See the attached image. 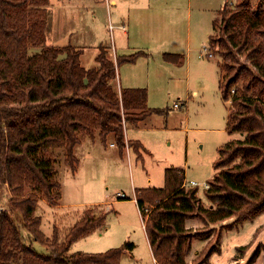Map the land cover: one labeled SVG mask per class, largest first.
I'll list each match as a JSON object with an SVG mask.
<instances>
[{"label":"trees","instance_id":"16d2710c","mask_svg":"<svg viewBox=\"0 0 264 264\" xmlns=\"http://www.w3.org/2000/svg\"><path fill=\"white\" fill-rule=\"evenodd\" d=\"M47 2L0 0V189L10 193L7 202L0 204V264H120L121 256L134 249L132 242L104 253L66 255L72 242L105 224L104 214L94 218L90 210L83 212L63 241L56 227L52 239L41 232V218L35 214L39 195L51 205L60 199V184L52 178L55 165L42 154L64 149L65 163L74 171L79 134L98 137L103 143L112 137L122 152L127 145L126 127L168 114L147 106L145 89L116 88V66L133 63L141 53L114 61L100 46L97 66L85 69L80 64V49L71 44L46 46ZM227 4L212 26L215 30L221 25L225 54L233 59L235 52L249 65L239 66L236 76L224 83L221 76L219 87L224 100L231 96L226 130L244 137L217 150L214 174L206 181L209 187L203 189L214 209L201 205L196 197L198 187H182L184 176L177 168L165 170L163 188L136 191L141 212L146 203L154 206L144 221V232L156 264H186L192 245L188 221L195 215L214 224L264 213V8L228 10ZM213 43L210 36L211 48ZM30 49L40 51L29 54ZM163 57L167 62L175 58ZM241 75L242 89H232ZM254 87H258L257 96H247ZM128 145L136 151L141 148L137 143ZM236 158L229 169H223ZM33 243L45 250L39 253ZM256 255L264 264V248Z\"/></svg>","mask_w":264,"mask_h":264},{"label":"rangeland","instance_id":"374dc122","mask_svg":"<svg viewBox=\"0 0 264 264\" xmlns=\"http://www.w3.org/2000/svg\"><path fill=\"white\" fill-rule=\"evenodd\" d=\"M170 1L117 0V4L113 6L108 0H101L99 4L94 0H48L45 6V10L51 13L53 7L64 3L59 11L52 10L55 18L53 21L58 23V37L67 32V44H76L73 45L76 49H79L77 45L83 47L80 61L81 66L86 69L96 67L100 42L107 47V57L112 59L113 56L116 59V51L119 55L123 51L116 50L115 47H122V41L129 35L134 39L138 33L150 37L153 31L160 37L172 33L170 40L176 38L179 52L186 57L185 65L178 67L164 59L159 52L164 49L160 44L154 45L148 39L145 40L147 44L140 39L132 44L133 47L146 51L149 49L141 47L152 49V55L138 63L135 60L131 64L119 66L123 87L126 88L124 83H133L138 85L135 88L145 89L148 107L167 111L168 115H153L138 127H126L127 145L122 152L112 137H108L103 143L98 137L91 139L79 134L81 143L74 149L77 160L74 171L65 163L64 149H49L42 154L43 159L55 165L52 178L60 184L58 206L49 204L39 195L35 214L41 218L40 230L46 238L52 239L56 227L58 238L63 241L70 227L78 219L81 220L83 212L87 210H90L94 218L105 215L106 222L102 227L71 243L66 254L68 256L75 252L104 253L121 248L129 241L133 243L134 249L130 255L121 256L120 264H156L142 227L154 206L146 203L141 212L137 203L129 200L136 191L163 188L165 170L181 166L185 169L187 182L199 183L196 197L201 205L209 210L214 209V205L203 194L202 184L214 173L213 163L219 147L244 137L242 133H229L226 130L231 96L228 100L222 98L219 75L221 67L224 83L231 76H236L239 66H248L249 63L235 52L232 53L233 59L225 54L220 23L219 28L216 27L213 31L212 22L220 8L217 0H192L191 17L187 14L186 0L172 1L174 6L185 4L183 10L161 11L158 6L172 7ZM129 5H132V9H129ZM240 6L264 8V0H229L225 8L233 10ZM199 7L212 9L200 11ZM128 14L130 16L127 22L130 27L126 21L123 22L126 31L129 30L126 35L125 29L112 25L120 22H116L115 16L126 19ZM217 19H221L219 14ZM46 29L45 45L64 47L57 43H47ZM210 36L214 37L211 49L215 57L200 59V51L197 50L207 46ZM187 49L190 54L189 65L185 54ZM39 51L30 49L29 54ZM133 52L134 50L129 53ZM236 82L232 89H242V75ZM257 89L258 87L252 88L247 96L256 97ZM184 102H187L186 109L182 105ZM175 103L182 106L175 107ZM128 142L139 144L143 150L136 151ZM227 155L229 153L225 156ZM237 161V158L234 159L223 169H229ZM182 187L188 188L187 183L183 182ZM0 193V204H5L10 193L3 188ZM119 194H123V197ZM188 224L192 228L193 244L191 243V250L185 256L186 264H230L233 258L236 260L231 264L262 263L261 256H255L259 248H264V213H259L252 219L232 217L214 224L201 215H195L189 219ZM33 247L39 253L45 250L38 243H33Z\"/></svg>","mask_w":264,"mask_h":264},{"label":"crops","instance_id":"0c3cea01","mask_svg":"<svg viewBox=\"0 0 264 264\" xmlns=\"http://www.w3.org/2000/svg\"><path fill=\"white\" fill-rule=\"evenodd\" d=\"M71 0H69V2H70ZM86 1H88V0H86ZM94 1H96V4H99L100 2H101V0H94ZM173 0H171L170 1V3H172V7H168L167 5H165V7H163V6H158L159 8H160V10L161 11H171V12H174V10H177V9H179V8H181L182 10H183V6L185 7V4H186V9H187V14L189 13L190 14V17H191V13H192V10H193V8H192V0H186V3L185 4H183V3H180V5H175L174 6V2H172ZM229 0H217V2H218V4H219V6H220V8L218 9V11L219 10H221L224 6H225V4L228 2ZM69 2H65V3H69ZM108 2H109V4H111V5H113V6H115L116 4H117V0H108ZM169 2V1H168ZM62 4V7H63V4L64 3H61ZM61 4L59 5V7H57V6H55V7H53L52 8V10H57V11H59V9H60V7H61ZM148 4V3H147ZM128 7H130L129 9H132V5H129ZM133 7H135V6H133ZM158 7H156V9L158 8ZM128 9V10H129ZM144 9H146V8H144ZM212 8H210V9H208V8H203V7H199L198 8V10H200V11H202V10H204V11H210ZM52 10H50L51 11V13L49 12V10H48V12H47V27H45V28H47L46 29V31H45V35L48 37V39H47V37H46V39H47V43H49V44H52L53 45V43H57V44H61L60 46H66V45H68L67 43H66V38H67V36L65 37V35H66V33H60L61 35H60V37H58V35H59V32L57 31V24H55V21H53V19L55 20V18L53 17V13H52ZM143 10V9H142ZM217 11V12H218ZM52 15V16H51ZM127 16V18L126 19H123L121 16H115L114 18L116 19V22H119L117 25H112V26H117V28L118 29H125V21L127 22V20H128V18H129V16H130V14H128V15H126ZM217 16H218V14H217ZM217 16H216V18H217ZM176 18V17H175ZM175 18L173 19V21H175ZM110 19H111V16H110ZM215 19V18H214ZM50 20V21H49ZM124 20V21H123ZM124 22V23H123ZM130 25V23H128L127 22V26H129ZM115 27H113V28H115ZM130 27V26H129ZM212 28H213V26H212ZM127 29H125L124 30V33L126 34V35H128L129 34V30L128 31H126ZM213 31H214V28H213ZM172 35V33H168V36H166V37H164V36H162V37H160V36H158L157 35V33H155V31H153L152 33H151V36L150 37H144V36H142V34H140V33H138L137 34V36H135V39L132 37H130V35L124 40V41H122V47H118V49H117V47H115L116 48V50H120V51H123V52H121V54L119 55L118 53H117V51H116V57H119V56H129V55H133V54H136V53H141V56H139L137 59H136V63H138L141 59H148L149 57H151V53H152V49H150V48H148V47H141V48H145V49H149V50H144V49H139L140 47H133V45L132 44H136L135 43V40H138V39H140V40H142V42H145V44H147L146 43V39H148V40H150V41H153V44L154 45H159L160 44V46H161V48H164V49H161V50H159V52L161 53V55L162 56H164V55H171V56H175V58L173 59L174 61L173 62H168L169 64H172V65H174V66H183V65H185V62H186V57H185V55H184V53H180L179 52V43H177V41H176V38L174 39L173 38V41H171L170 40V38L172 37L171 36ZM154 37V38H153ZM55 38H58V40L56 41L55 40ZM64 39H65V41H64ZM144 39V40H143ZM179 40V39H178ZM119 41H120V39H119ZM60 42V43H59ZM69 44H71V43H69ZM74 46L76 45V44H73ZM100 46H102V47H104V48H107V47H105V46H103L102 44H101V42H100V45H99V47ZM139 46H142V45H139ZM207 46H209V42H208V44H207ZM77 47H79V49L82 51L83 50V47L82 46H78L77 45ZM82 47V48H81ZM204 47V46H203ZM202 47V48H203ZM202 48H200V49H198L197 51L199 52ZM134 50V52L133 53H129V52H132ZM197 52V53H198ZM200 53V52H199ZM82 54H83V51H82ZM81 54V55H82ZM186 55H187V65H189V63H190V54H189V49H187V53H185ZM98 55V54H97ZM97 57V56H96ZM198 57H199V55H198ZM197 57V58H198ZM213 57H215V55L213 56ZM212 57V58H213ZM80 58H81V56H80ZM140 58V59H139ZM200 58V57H199ZM198 58V59H199ZM201 59V58H200ZM112 60H116V59H114V57L112 56ZM135 63V64H136ZM80 64H81V61H80ZM128 64H131V63H125V64H122V66H124V65H128ZM96 66H97V64H96ZM83 67V66H82ZM86 69V68H85ZM221 69V68H220ZM116 74H117V80H116V84H117V88L120 90L121 88H124L123 87V84H122V80H121V72H120V67H118V66H116ZM221 75H222V71L220 70V75H219V81H220V78H221ZM125 85V87L126 88H135V87H137L138 85H134L133 83H124ZM193 95H196V93H194ZM147 99H148V95H147ZM147 102H148V100H146V104H147ZM175 104H177V103H175ZM175 104H174V106H175ZM182 105H184L183 107L186 109V107H187V102H184V104H182ZM181 104H179L178 105V108L179 107H181L182 106ZM148 106V105H147ZM124 136H125V134H124ZM81 143V142H80ZM78 145H80V144H78ZM141 149V148H140ZM141 150H143V148L141 149ZM171 168H177V169H179V170H182V173H183V176H184V182H186V183H189V182H187L186 181V179H185V176H186V172H185V169L184 168H182L181 166H177V167H171ZM214 174V173H213ZM213 176V175H212ZM211 176V177H212ZM192 182V181H191ZM195 182V181H194ZM198 183V182H197ZM129 201H133V202H135V203H137V198H136V193L134 194V197L132 198V199H130ZM59 202L60 201H58V203H57V205H54V206H58L59 205ZM81 218V217H80ZM79 220V219H78ZM77 220V221H78ZM73 226V225H72ZM142 227H143V229H144V223H143V225H142ZM146 236V235H145ZM60 241V240H59ZM194 241V240H193ZM193 244V243H192ZM154 260V259H153Z\"/></svg>","mask_w":264,"mask_h":264},{"label":"built area","instance_id":"2783aa9c","mask_svg":"<svg viewBox=\"0 0 264 264\" xmlns=\"http://www.w3.org/2000/svg\"><path fill=\"white\" fill-rule=\"evenodd\" d=\"M214 56V53H213V51H212V49H211V47L210 46H204L201 50H200V53H199V57L200 58H206V59H211L212 57ZM232 93L234 92L233 90L231 91ZM175 107H178V104H175ZM187 185L188 186H192V187H194V186H196V187H199V183H197V182H194V181H192V182H190V183H187ZM202 186H203V188L204 189H207L209 186H208V184L206 183V182H204L203 184H202ZM121 197H123V194H119ZM145 209V208H144ZM143 209V210H144ZM0 210H1V208H0ZM142 210V211H143Z\"/></svg>","mask_w":264,"mask_h":264}]
</instances>
